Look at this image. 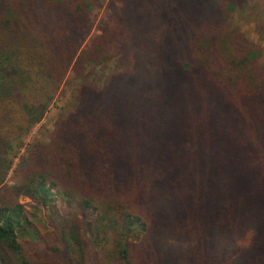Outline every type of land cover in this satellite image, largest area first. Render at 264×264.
<instances>
[{
	"label": "trees",
	"instance_id": "trees-1",
	"mask_svg": "<svg viewBox=\"0 0 264 264\" xmlns=\"http://www.w3.org/2000/svg\"><path fill=\"white\" fill-rule=\"evenodd\" d=\"M103 1L109 17L81 48ZM247 2L0 0V161L12 128L42 117L20 93L30 75L79 81L19 184L0 191V264H264L261 48L238 30L217 36ZM184 13L188 29L171 26ZM114 58L96 84L87 66ZM18 196L60 218L56 232ZM248 228L251 247H237Z\"/></svg>",
	"mask_w": 264,
	"mask_h": 264
},
{
	"label": "rangeland",
	"instance_id": "rangeland-1",
	"mask_svg": "<svg viewBox=\"0 0 264 264\" xmlns=\"http://www.w3.org/2000/svg\"><path fill=\"white\" fill-rule=\"evenodd\" d=\"M176 11L173 7L168 12L173 14ZM109 14L104 1L101 5L89 11L87 19L90 30L88 34L84 35V40L81 41L79 39L81 48L85 47L91 38L101 34V29L106 23ZM175 15L177 14L171 15V17L178 18ZM184 15L185 13L179 16L182 17V21L174 22L171 26H181L184 30L188 29L184 25H190L191 23H189L190 20ZM219 28L217 36L222 39H225L228 33L238 30L247 40L259 45L261 48L259 61L264 65V0H248L243 7L232 11L224 24ZM169 29L166 28L165 31ZM177 30L178 32L180 31V29ZM225 41L227 42L226 39ZM202 43H208V40L204 38ZM116 68L117 63L114 58L101 65H88L87 71H89L90 77L93 78L94 82L100 85L107 75L116 71ZM78 85L79 81L71 71L57 85L50 83L41 74H31L28 80L24 82L20 89L22 98L28 104L41 107L43 114L40 121L33 124L28 130L22 132V130L16 128H12L11 130L10 128L12 134H9V136L12 139V149L0 161V173H4L3 182L2 184L0 183V191L3 185L14 186L19 184V165L22 161L29 159L35 145L49 142L55 121L71 109L73 95H75ZM9 161H11L10 166L8 165ZM16 199L23 205L34 226L42 233L45 231L56 232L57 225L60 224V218L57 217L58 223H54V219L50 220L47 209L39 206L37 208L36 204L27 197L18 196ZM114 235L111 234L112 240L115 238ZM166 244L178 246V243L173 241H169ZM28 250L30 251L29 247ZM45 256L43 254L40 258L45 260ZM87 261L91 263L89 258Z\"/></svg>",
	"mask_w": 264,
	"mask_h": 264
},
{
	"label": "clouds",
	"instance_id": "clouds-1",
	"mask_svg": "<svg viewBox=\"0 0 264 264\" xmlns=\"http://www.w3.org/2000/svg\"><path fill=\"white\" fill-rule=\"evenodd\" d=\"M255 229L248 228L243 233L237 232L233 236L234 243L239 248H248L251 247L254 241Z\"/></svg>",
	"mask_w": 264,
	"mask_h": 264
}]
</instances>
